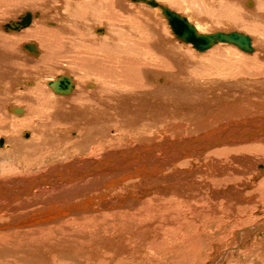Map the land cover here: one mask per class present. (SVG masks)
Here are the masks:
<instances>
[{"label": "bare ground", "instance_id": "bare-ground-1", "mask_svg": "<svg viewBox=\"0 0 264 264\" xmlns=\"http://www.w3.org/2000/svg\"><path fill=\"white\" fill-rule=\"evenodd\" d=\"M61 1L49 18L27 13L0 23V136H8L1 139L7 148L0 159L21 161L6 172L0 168V201L7 202L0 203V256L8 250L17 261L41 264L51 255L75 261L76 254L84 258L77 264H115L120 254L118 264H132V234L147 241L160 224L178 232L192 228L190 217L212 211L214 220L226 210L221 199H243L245 186L235 178L240 168L260 173L256 165L264 162V147L250 144L264 136V0H256L259 7L234 0L252 24L248 30L227 26L232 31L212 33L201 31L211 27L205 19L212 16L196 25L164 2L151 7L125 1L138 7L128 9L126 17L134 21L119 29L117 16L106 12L112 0ZM2 4L5 14L9 7ZM164 8L188 20L202 49L175 33ZM155 16L166 20L173 38L161 33L165 24ZM2 30L14 33L5 36ZM218 33L248 36L252 49L211 42ZM29 40L36 43H22ZM111 42L116 50H108ZM221 44L248 55L228 50L231 56L224 57L214 48L221 50ZM18 60L25 62L27 79L5 90L3 77L9 79L5 72L11 71L4 67ZM172 133L174 138L166 137ZM209 199L218 203L209 207Z\"/></svg>", "mask_w": 264, "mask_h": 264}, {"label": "rangeland", "instance_id": "rangeland-1", "mask_svg": "<svg viewBox=\"0 0 264 264\" xmlns=\"http://www.w3.org/2000/svg\"><path fill=\"white\" fill-rule=\"evenodd\" d=\"M16 1L18 3L20 2L22 4L21 8H19V6H14L12 4L13 2L16 3ZM31 1H33L34 4L31 3ZM72 1H80V0H72ZM122 1H123L124 5L126 6L125 8L121 7V5H118L119 2L117 0L108 1L107 4L109 3L110 7L108 8L109 11H106V12H109L111 14H114V16H117L118 20L115 21L114 25L118 26L119 29H127L129 27L130 23L134 21V20H131V22L129 23L130 20L126 17V15L129 13L128 9H129V11L136 10L138 5H133V4H137L134 2H133V4H131L132 2L127 3L128 0H122ZM125 1H127V2H125ZM155 1H157L159 3L164 2L163 4L168 5L172 9L174 8V10L177 11V13L179 12L180 14H183V15L188 16V17L190 15V17H191V18L189 17L190 20L196 25H197V23L200 25L202 23L203 26L206 25V22L205 21L202 22V21L205 18H208V17L211 18V16H212V19L214 18L215 20L205 19L211 24V27L206 26L203 30H201V31H204V33H208V32L212 33L214 31H218V30L232 31V30H228L227 26H229V28L231 26L233 28H240L241 27V29L248 30V29H246V27L252 25L251 22L249 20H246L245 17H243L240 12L238 13V10H237L238 8H236L238 6H236V4L233 3L234 0L233 1L232 0H226V1L225 0H213L212 2H209L210 0H155ZM198 1L200 3H198ZM245 1L246 0H243V2H245ZM252 1L254 3L256 2V0H252ZM0 2H1L0 4L3 3L2 4L3 6H5V4H7V7H9L6 9L5 14L0 13V23H4V24L9 22V21H17L22 15L27 14V13H31L33 15V17H35V14H40V15H42L41 17L49 18L51 16V10L62 4L61 0L60 1L59 0H50V1H46V0H7V1L0 0ZM116 2H117V4H116ZM204 2H207L209 4L204 3ZM201 3L204 6L207 5L206 7L209 9L200 5ZM216 3H219V4L216 5ZM222 3H223V5H222ZM232 4H234L235 7L232 6ZM255 4L258 7L260 6L259 2L258 3L256 2ZM117 5H118V7H117ZM209 5H211V6L209 7ZM224 5H226L225 6L226 8L224 7ZM202 7L205 8V11ZM233 7H234V9H233ZM198 9H199L200 13H198L199 12ZM217 9H219V10H217ZM257 9H259V8H257ZM194 11H196V13H194ZM252 11H253L252 13H253V17H254V14L257 12V10H252ZM254 11H255V13H254ZM125 12H127V13H125ZM123 14H124V16H123ZM226 14H228V15L232 14L234 16L229 17ZM260 14H262L261 11H260ZM239 15H241V16H239ZM159 17L160 16H155L156 20H158V22L160 21L159 23H162L161 25L165 24V26H163V28L165 27L164 29H166V32H164V30H162L161 33L162 34L165 33L167 37L170 36L171 38H173V35H172L173 33H172L169 25L167 24V22H165L166 20L161 19V18L159 20L158 19ZM240 17L242 19L244 18L243 19L244 21ZM119 18H122V19H119ZM237 18H240V19H237ZM50 19L53 20L54 17L52 16V18H50ZM197 20H200V21H197ZM219 20H221V22H219ZM124 21H126V22H124ZM214 21H215V23H214ZM118 22H121V23H118ZM231 22H234L235 24L239 23L238 25H241V26L234 27V26H238V25H235ZM242 22H244V23H242ZM153 23H154V21H153ZM245 23H247V24H245ZM99 25H100V23H99ZM104 25L107 26V23H105ZM242 26H243V28H242ZM97 27H99V26H97ZM2 32L4 33L5 36H8L9 34L14 33V32H12V33L11 32H5L3 30H2ZM16 34H18V33H16ZM10 37H13V36H10ZM106 38H108V37H106ZM29 41H31V42H29ZM29 41H25L22 43H24V44L27 42L28 43H36L35 40H29ZM111 45H109L108 50H111V51L116 50V47H115V45L112 44V42H111ZM221 45H224V44H221ZM225 46H226V48H225ZM18 47H19L18 45H15V48H16L15 51L18 50ZM184 47L186 48L185 50H187V51H189V50L194 51L193 47L190 45H185ZM214 48L217 49V51H222V55H224V57L231 56V53H229L230 51H228V50H233V52H236L238 54L240 53L239 55H248V53L246 54V53L240 51L237 47L234 48V46H230L227 44H225L223 47H221V50H218L220 48L219 45H217ZM214 48H212L209 52H212V51L216 52V50ZM222 48H224V49H222ZM19 50H20V48H19ZM20 52L22 55L26 56V54H25L26 52H22V50H20ZM207 53H202V54H207ZM226 54H228V55H226ZM63 62H64L63 59L60 57L59 63H61L62 66L64 65ZM55 63H57V62H55ZM13 64H14L15 68L12 67L11 65H6L4 67V69L6 68V69H9L11 71L10 74H9V72H5V74L7 76H9V79H6V76L3 77V79L6 83L5 90L11 88V86H13V87L15 86L14 89H16V88L20 87V85L17 84L16 82H18V83L21 81L24 82L25 79H27V69L25 68V65H24L25 62L18 60V61H15V63H13ZM49 64L52 65V63H49ZM59 67L60 68L58 70V73L56 72L57 74H59L60 72L62 73L63 68H66L65 66H63V68H61V65H59ZM23 71H25V72H23ZM20 73H22V74H20ZM23 73H25L26 75ZM10 75H11V77H10ZM44 75L46 78L50 77V76L51 77L56 76V74L50 75L49 73L44 74ZM16 79L17 80L20 79V80L17 81ZM3 102L14 103L15 101L5 100ZM14 117H17V115H15ZM248 117L250 118V116H248ZM168 132H167V134H171V132H169V133ZM27 133L32 137L31 131L27 130ZM174 136H175V133H172V135L166 136V137L167 138H174ZM7 137H8L7 135L0 136V142L3 141V143H4V146L2 147L3 149L2 148L0 149L1 151H4L7 148V144L5 143V140H1V139H5ZM261 137H263V138H258L259 139L258 142L256 140H254L256 142H253V144H250V145H255V144L260 145V143H261V146L263 145V147H264V136H261ZM30 138H28V139H30ZM23 139L25 140V138H23ZM250 143H252V142H250ZM248 144H249V142H248ZM242 146L244 147L243 149L251 148V147H246L244 145H242ZM254 147H257V146H254ZM222 149L223 148H220V149H217L216 151H219ZM253 152L256 153L255 151H253ZM262 156H264V155H261V159H264V157H262ZM77 159H79V157L73 158L71 160H77ZM259 159H260V157H259ZM19 162H21V161L15 162V164H14V163H11L10 160L5 159V161L3 162V160L0 159V164H1L0 168H2L3 172H6L8 170H11L12 167L14 168L15 165H17ZM263 165H264V162H262V161L260 163H257V165H256L257 166L256 170H259L260 173H258V171L255 172V167H252L250 169H245L244 167L241 166L242 168H240V169L243 170L242 175H239L240 178L235 177L237 179L236 181L238 183H241L242 185L244 184V186H245L243 188V190L241 191L242 192V194H241L242 198L247 200L245 202V204H244V202H242L243 199H241L239 202H237L235 200H233V202H231V201L228 202V200H226L228 198H224V199L220 200V203L221 202L226 203V206H224V207L221 206L220 208L226 209V210L224 212L222 211L223 213L221 215L217 216V218H214V220H212L210 218L212 211H211L210 215L201 216V217L197 216V217H195L196 219H194V220H193L194 217H190V219L186 220V222H187V224H190L192 228H190V229L178 228L179 229L178 232H171L170 229L168 231L167 227L161 228V224H160V230H158L159 232L154 231L155 232L154 233L153 231H151V235L147 241L144 240L143 237L141 238L140 236H138L137 234H132L131 235L132 238L129 237V239H128L130 242L129 245H130V247H132L130 249L132 252V254L130 256L133 258V260H130L132 262V264H264V227L262 226V225H264V195H263L264 194V187H263L264 186V168H263L264 166ZM8 167H9V169H8ZM262 170H263V172H261ZM38 173L39 172H35L32 175L24 176V178H34L35 176H37ZM257 173H258V175H257ZM229 176H231V175H229ZM247 177L250 179H247ZM232 178H234V177H232ZM253 178H255V179L253 180ZM87 179L89 180L91 178H87ZM83 181H87V180H83ZM234 181H235V179H233V182ZM250 181H251V183H250ZM205 194L209 195L210 193L205 191ZM243 194H249V195L245 196ZM218 198L219 197H216V199H218ZM251 199H253L254 201ZM212 200L211 199L206 200V201H204V203L209 207H214V205L217 204L218 201L213 200V201H215V202H213ZM250 200H251V205H250ZM4 202L7 203L4 200L0 201V203H4ZM210 205H212V206H210ZM201 206L202 205H199L197 208H200ZM229 207L230 208L233 207L235 209V212H234V210L233 211L231 210V212H230ZM5 210L9 211L10 208L5 209ZM8 214H10V211ZM10 220H12V219L11 218L7 219V221H10ZM190 220H191V222H190ZM211 222H213V224ZM191 223H193V224H191ZM194 223H198V224L196 225ZM204 223H206V224H204ZM163 230H165V232ZM253 230H255V231H253ZM160 237H161V239H160ZM136 238H138V240ZM164 238H165V240H164ZM133 240H135V242ZM166 240H169V241H166ZM138 244H139V250L135 247V245H138ZM65 251H68L71 253H79L80 252L79 250H65ZM134 251H136V252H134ZM128 252H130V251L128 250ZM145 253H146V255H145ZM138 255H140V256H138ZM11 256H13L12 252H10L8 250L6 252H4V254H2L0 256V264H19V263L20 264H31L28 262L17 261L15 259L11 258ZM78 256L76 254H74V258H75V261H74L73 259L62 260V258H60V259L58 258V259L54 260V255H51L50 261H44L41 264H77L80 261L79 259H84L83 257L78 258ZM119 256H120V254L114 255L113 258L117 260L115 262V264H118V261L121 260V259H119L121 256L120 257ZM134 256H136V258H134ZM104 257H105L104 259H106V257H109V256L105 255ZM2 259H4V260H2Z\"/></svg>", "mask_w": 264, "mask_h": 264}, {"label": "water", "instance_id": "water-1", "mask_svg": "<svg viewBox=\"0 0 264 264\" xmlns=\"http://www.w3.org/2000/svg\"><path fill=\"white\" fill-rule=\"evenodd\" d=\"M148 3L151 7H159L158 3L155 0H136ZM164 12L166 14V17L168 18L170 25L172 29L175 31V33L184 39L187 38L188 43L193 44L198 50L202 49L201 44L196 42L192 37L200 39L201 37H197L195 34V29L188 23V20L182 19L178 14L174 13L171 10L165 9ZM192 36V37H191ZM211 42L217 43H234L242 47L244 50H250L252 49V43L251 39L248 36H239L237 34H223L218 33L215 35H211L210 37ZM206 46L210 45L209 43L206 44Z\"/></svg>", "mask_w": 264, "mask_h": 264}]
</instances>
